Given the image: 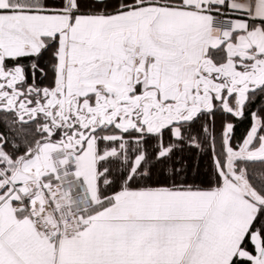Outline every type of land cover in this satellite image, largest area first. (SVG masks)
<instances>
[{"label": "snow or ice", "instance_id": "1", "mask_svg": "<svg viewBox=\"0 0 264 264\" xmlns=\"http://www.w3.org/2000/svg\"><path fill=\"white\" fill-rule=\"evenodd\" d=\"M0 264H264V0H0Z\"/></svg>", "mask_w": 264, "mask_h": 264}]
</instances>
